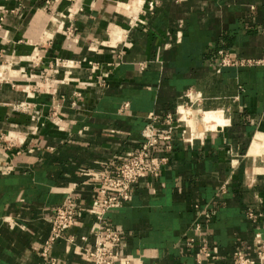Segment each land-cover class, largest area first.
I'll return each mask as SVG.
<instances>
[{
  "label": "crops",
  "instance_id": "crops-1",
  "mask_svg": "<svg viewBox=\"0 0 264 264\" xmlns=\"http://www.w3.org/2000/svg\"><path fill=\"white\" fill-rule=\"evenodd\" d=\"M143 1L0 0V264H91L82 248L95 242L96 182L86 174L113 171L140 147L148 116L165 128L189 91L201 118L188 117L187 133L202 138L174 130L167 165L106 219L135 264H197L202 245L211 257L200 264H231L235 248L256 260L264 0ZM134 19L143 25L130 28ZM219 50L258 63L218 68ZM69 195L74 224L43 256Z\"/></svg>",
  "mask_w": 264,
  "mask_h": 264
},
{
  "label": "built area",
  "instance_id": "built-area-1",
  "mask_svg": "<svg viewBox=\"0 0 264 264\" xmlns=\"http://www.w3.org/2000/svg\"><path fill=\"white\" fill-rule=\"evenodd\" d=\"M153 0H144L149 8ZM49 7V1L45 2ZM139 4V5H142ZM143 11L141 10V13ZM140 19L129 21V27L135 28L143 25ZM258 62L252 60L233 59L229 52L219 50L217 52L218 68L236 65H252ZM1 77V73H0ZM186 102L176 110L177 116L167 114L164 117L167 126L165 128H156L154 122L156 117L153 114L148 116L141 136L140 147L136 151L127 153L118 158V165L113 171L104 169L100 172L87 173V177L96 182V198L92 201L89 209L95 219V231L93 233L95 242L92 247H84L82 251L91 264H135L132 259L124 253L122 248V234L118 230L112 229L106 219V214L114 209L120 208L124 203L130 201V190L133 185L147 175H158L163 167L167 165L171 151L170 142L173 138L174 130L180 131L179 136L182 141L191 143L194 139L202 138L203 132L196 134L187 133L186 123L181 120L179 109H185L187 103L198 102L201 99L200 94L187 92L185 94ZM23 104H19L22 108ZM188 109V108H187ZM162 143L163 151L157 152L156 147ZM76 215V197L69 195L56 207L55 212L50 219V235L45 242V247L41 254L46 255L51 245L61 239L64 233L74 224ZM247 218L253 220L256 218L251 212H247ZM199 229V226H196ZM264 228V221H263ZM84 240V238H81ZM256 260L253 261L246 256L240 248H235L230 256L231 264H264V236L257 234L254 236ZM69 244H73L71 238ZM200 257L197 264H200L201 258H210L211 254L205 245L200 247ZM137 264H143L139 262Z\"/></svg>",
  "mask_w": 264,
  "mask_h": 264
},
{
  "label": "rangeland",
  "instance_id": "rangeland-1",
  "mask_svg": "<svg viewBox=\"0 0 264 264\" xmlns=\"http://www.w3.org/2000/svg\"><path fill=\"white\" fill-rule=\"evenodd\" d=\"M185 103V102H184ZM183 103V104H184ZM199 103V101L198 102H193V103H187V106H185V109H191L190 111L191 112H185V113H183L181 116L183 117V115H184V119H183V122H185L186 123V126H187V122H188V117L190 118V119H192L194 122H200V119L199 118H201V112L199 113V111H197V107H198V104ZM187 113H189V114H187ZM181 114V113H180ZM189 115V116H188ZM209 116H211V115H209V114H207V115H205V116H203V117H206V118H208ZM213 116V115H212ZM205 119V118H204ZM198 125V124H197ZM198 129H200V128H198Z\"/></svg>",
  "mask_w": 264,
  "mask_h": 264
},
{
  "label": "bare ground",
  "instance_id": "bare-ground-1",
  "mask_svg": "<svg viewBox=\"0 0 264 264\" xmlns=\"http://www.w3.org/2000/svg\"><path fill=\"white\" fill-rule=\"evenodd\" d=\"M184 110H185L186 112H190L191 109H184ZM188 114H189V113H188ZM181 115H182V114H181ZM188 116H189V115H188ZM220 117H221V116H220ZM220 117H219V115H218L217 118H220ZM210 118H211V117H210ZM214 118L216 119V117H214ZM183 119H184V115H183V117L181 116V120H182V121H183ZM210 120L212 121V118H211ZM211 121H210V122H211ZM213 122H214V121H213ZM215 122H218V120L215 121ZM191 123H192V122H191ZM219 123H220V122H219ZM216 124H217V123H216ZM214 125H215V124H214ZM190 126H191V125H190ZM193 126H194V125H192L191 128H193ZM208 127H209V126H208ZM210 127H211V126H210ZM194 128H195V127H194ZM206 130H207V129H206ZM206 130H204V131H206ZM196 134H199V133L196 132ZM257 144H258V143H257ZM255 147L257 148V146H255ZM257 151H258V150H257ZM257 151H256V152H257Z\"/></svg>",
  "mask_w": 264,
  "mask_h": 264
}]
</instances>
